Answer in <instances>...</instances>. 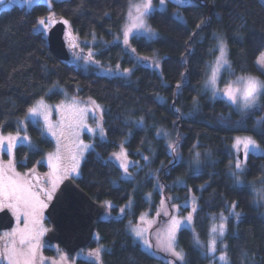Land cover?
I'll return each mask as SVG.
<instances>
[{"label":"trees","instance_id":"1","mask_svg":"<svg viewBox=\"0 0 264 264\" xmlns=\"http://www.w3.org/2000/svg\"><path fill=\"white\" fill-rule=\"evenodd\" d=\"M128 1L53 0L50 7L37 3L30 9L12 5L0 11V130L16 133L19 121L40 99L60 102V92H49L53 86L102 107L104 137L96 138L74 179L93 199L111 203L110 216L102 217L95 230L106 247L102 264H166L144 251L127 230L148 208L145 194L156 182L167 199L174 194L185 198L193 191L197 197L193 224L203 242L208 238L209 216L226 212L236 202L240 216L227 220L223 236L228 264H264V216L251 190L237 185L228 173L236 135H250L264 149V123L256 129L264 114V97L256 108L239 115L224 100L211 99L201 90L207 64L216 56L214 33L224 36L231 64L232 74H223L222 88L235 75L264 78L255 63L264 51V4L260 0H198V4L167 0L163 10L153 11L148 18L157 37L134 35L129 39L135 55L157 58L158 74L151 66L138 63L120 42L112 43L125 25ZM52 13L67 20L79 40H96L91 47L96 62L130 69V77L101 75L93 66L84 69L70 59L55 58L46 47V36L34 27L39 18ZM161 129L171 133L170 141L178 145L176 153L158 135ZM27 131L33 147H15V169L25 173L35 168L45 173L42 160L54 145L38 126L28 123ZM122 147L138 167L132 170L133 179H123L112 159ZM205 150L214 161L198 171L189 169L187 160L193 152ZM244 177H264V153L247 156ZM178 179L185 186L178 185ZM130 198L131 209L121 212ZM156 198H160L158 193ZM177 248L184 253V264L208 262L186 228L178 232Z\"/></svg>","mask_w":264,"mask_h":264},{"label":"rangeland","instance_id":"2","mask_svg":"<svg viewBox=\"0 0 264 264\" xmlns=\"http://www.w3.org/2000/svg\"><path fill=\"white\" fill-rule=\"evenodd\" d=\"M53 0H49L48 3H45V0H34L32 3L31 7L34 4L37 3H44L47 6H51ZM175 1V0H173ZM186 2L189 4H198V0H181V2ZM133 2H139V0H133ZM167 2V0H166ZM129 4V1H128ZM153 4V9L155 10H163L166 7L165 6L161 7L159 5V0H152ZM12 5H18L21 7H24L26 9H30L28 4H25L23 0H14V2L9 3V0H3V3H0V11L9 9ZM127 14H128V5H127V12H126V20H125V25L127 23ZM151 15V14H150ZM149 15V16H150ZM50 16V15H49ZM48 16V17H49ZM53 19L55 20V23L59 21L57 19L55 14H51ZM148 16V18H149ZM46 17L45 19H47ZM147 18V23L149 24ZM54 23V24H55ZM50 25L48 30L54 25ZM124 25V27H125ZM150 25V24H149ZM65 32H64V40L66 43V47L71 55L70 58V63L73 64L75 67H82L84 69H87L89 66H93L95 68V72L101 75H107V76H125V77H130L132 70L125 72L124 70H121L119 67H105L100 65L98 62H96L92 56V61H86V57L89 55V53H93L92 46L93 44L96 43L95 39H91L89 41H81L79 40L75 34L72 33V31L69 28V25H65ZM124 27L121 31V34L116 36L113 40V42H120L122 46L131 53V55L137 59V62L140 64H146L151 66L158 74H160V68L155 66V63L158 62L157 58L151 57V58H142L137 55H135L133 49L129 46V39L134 36V35H141L145 36L140 33H136L133 31L128 37V44L126 45L124 43V37H123V30ZM153 29V28H152ZM154 30V29H153ZM155 31V30H154ZM48 32V31H47ZM156 32V31H155ZM70 33V35L68 34ZM214 39L215 43L217 44L216 36H219L223 39L225 45L226 41L224 36L221 33H214ZM46 36L47 33H44ZM158 33L156 32V35L153 38H156ZM146 37V36H145ZM151 38V39H153ZM73 44L76 46L73 47ZM85 45H89L88 47H85ZM227 49V46H226ZM264 53V51L262 52ZM94 54V53H93ZM219 55L218 48H216V56ZM216 56L207 64L206 72L204 75V80L202 82L201 90L202 92H207L209 97L211 99H216L220 98L224 100L227 104L230 105L232 110L239 114L242 115L246 111H241L237 107L231 105L226 101V99L222 96V94H217V96L214 98L213 93L210 88L205 87V82L208 78V75L210 74V67L209 65L215 60ZM227 59L228 58V53H227ZM230 62V61H229ZM258 68V66H257ZM258 70L261 72V70L258 68ZM227 73V72H224ZM223 73V74H224ZM253 77H256L260 80H264V78L258 74H247ZM242 76V75H235L233 78L230 80H235L236 77ZM222 79V78H221ZM221 79L218 81V87L223 89L220 86ZM52 91H58L62 95V99L58 103L54 102H46L44 99L43 100L44 105L46 106V114H47V119L48 123L51 125V131H49L48 127L45 124L44 116H33L29 112L27 115L19 121V127L18 131L14 134H5L0 130V137L5 138L3 144H0V167H2L9 175L12 174L11 170H14V173L19 174L20 178L25 179L30 181L34 188V191L39 192V189L43 188L48 191L52 192V197L59 185L67 178H72L75 179L79 176V168L81 165V162L83 161L86 153L93 149L94 142L96 138L102 139L103 137L100 136V129L97 128V124H100L102 126V120H101V112H102V107L98 105L94 100L92 99H80L74 96L69 95L66 93V91L61 88V87H53L51 88ZM49 92H51L49 90ZM38 100V101H40ZM36 101L34 105L38 102ZM33 105V106H34ZM32 106V107H33ZM98 106V109L97 107ZM264 116V114H263ZM32 123L36 126L39 127L40 131L42 132L43 135L46 136V138L50 139L54 145L53 149L49 152H47L42 160V163L46 166L47 171L45 173L39 172L37 169H32L28 172L21 173L18 172L15 169V163H14V152L15 148L13 149V153L11 156L8 155L7 153V137H17V145L19 144H24L29 147H33V142L30 139L31 137L28 134L27 131V124ZM260 128V124H256V129ZM89 129H92V131H89ZM55 132L56 134L53 135L52 133ZM166 133V135H165ZM164 136V139L166 141V144L168 145L169 143H172L171 140V133L168 132L167 130L161 129L159 135ZM160 135V136H161ZM27 137V140H24L23 138ZM245 137H251L254 139L252 136L247 135V134H241V135H236L233 139V143L230 146V155L232 156V160L230 161L229 168H228V173L230 176L233 178L234 182L236 183V178L233 176V172L236 171L235 169V164L237 160L239 159V154L241 152L242 154V159L240 160L242 162V167L243 171L239 175V180L241 181L240 186H247L252 194H253V199H254V204L258 209H260L262 215L264 216V177H261L257 180H246L244 177V164L247 159L244 155V150H243V145H240L239 151L237 149L233 148L234 141L236 138H245ZM255 140V139H254ZM256 141V140H255ZM257 143V142H256ZM258 144V143H257ZM81 145H89L87 149L83 151V154H80V148ZM259 145V144H258ZM121 150H119L117 153L118 154ZM125 151V150H124ZM171 151V150H170ZM126 153V151H125ZM199 153V162L197 163L196 161V154ZM264 153V149L259 145V148L254 151L250 152L249 154H254V155H261ZM56 154H59L60 160L56 161L53 160L52 163H59V180L56 183L55 190L52 191V183L54 180H56V176H51L49 173H51L53 170L50 167L49 164V155L55 156ZM248 154V155H249ZM76 155L78 156L79 159V166L76 168V171L73 172L71 171L72 166H73V160L72 157ZM247 155V156H248ZM180 158V157H178ZM112 159L119 165V161L116 160L115 155L113 154ZM129 160V159H128ZM9 161H11V170H9L8 165ZM213 157L212 154L209 150H205L203 152L201 151H195L193 152L192 156H190L187 160L188 165L190 166L189 169L193 171H198L200 170L203 165L205 164H211L213 162ZM129 173H132V170H137L138 167L135 166L136 164L132 161L129 160ZM123 172V169H121ZM123 179H133V175L131 174L130 178L125 176L124 173L122 175ZM135 179V176H134ZM177 184L181 186H185V181L183 179H178ZM160 195V198L157 200L156 194ZM41 198L43 199L44 203L48 206V203L50 202L49 199H47V196L40 192L39 193ZM145 199L148 203V208L143 211L138 219L136 224L128 225V233L132 236L133 240L135 243H137L144 251H146L148 254L151 256L162 260L167 264L168 261H171V264H184V259L182 261L176 260L175 257L171 256L169 253L162 251L161 248L158 245V238L163 239L164 236L166 235L167 228L169 227V224L171 222V219L175 217L177 220L181 221V226L176 230V242H175V248L176 251H181L177 248V238H178V232L181 229H188L192 233V238L194 242V246L199 249L201 252L202 256L208 258L207 264H224V262L220 261L218 257L221 255L222 252L226 253L225 251V243L223 241V237L219 238L217 240V251L214 254H208L207 253V244L210 239V230L213 224L218 225L221 220L220 217L223 215L224 217H227V220L230 218L237 219L235 215H230V210L232 207H230L226 212L220 213L217 215H210L209 216V224H208V238L206 242H203L200 239L198 231L195 229L194 224H193V217H194V212L193 208H197V197L193 193V191H190L187 193V196L184 198L183 196H180L178 194H174L170 196L168 199L163 195L162 193V188L161 186L156 182L154 184V188L151 191H148L145 194ZM163 201V202H162ZM133 199L130 198V200L122 207H120V211L123 209L130 210L132 207ZM107 205H110L111 203H106ZM107 207V206H106ZM110 207H107V210L103 217H108L110 216L108 209ZM47 207L43 208L40 210V214L38 216V224L36 225L37 229H43V234L39 236L38 239V245L36 248V257L34 264H77V261H82L88 264H97V260L94 256L90 255L93 250L99 248L101 255L99 259V264H102L101 261V256L102 253L106 250V247H104L100 242L97 237V235L94 234L93 241L95 244L92 247H88L86 249L80 250L76 253L75 256L69 257L65 253L62 252L60 247L58 245H51L48 246L43 243V236L48 228V224L46 223L45 219V209ZM7 209L10 214L14 218V226L9 229L0 232V264H7V261L3 259V253H4V248L6 245L12 244L13 241H15V245L18 251H27V245L21 246L19 244V235L17 234L15 237L9 236L7 234L12 233L14 229H23L25 227L24 224V217L21 214L20 219L17 220L16 215L13 214L12 210L7 208V207H0V211ZM121 211V212H123ZM236 212V211H235ZM191 213L192 215V222L188 223L186 221V217ZM225 221V232H226V222ZM133 228H138L143 231V238L145 240H148V242L152 245L151 249H147L143 241L140 238H137L134 236L133 232L131 231ZM195 238H198L200 241V244L196 243ZM33 243H37L36 241H33ZM45 250L52 252L51 255H47L45 253ZM183 253V252H182ZM184 255V253H183ZM71 258V259H69ZM227 264H228V259H227Z\"/></svg>","mask_w":264,"mask_h":264},{"label":"snow or ice","instance_id":"3","mask_svg":"<svg viewBox=\"0 0 264 264\" xmlns=\"http://www.w3.org/2000/svg\"><path fill=\"white\" fill-rule=\"evenodd\" d=\"M14 2V0H9V3ZM25 4H28L31 7L34 0H23ZM49 0H45V3H48ZM262 4H264V0H260ZM0 3H3V0H0ZM166 0H159V5L161 7L165 6ZM175 3L180 4L181 0H175ZM154 11L152 0H139V2H133V0H129L128 4V14H127V23L123 30L124 43L128 44V37L133 31L136 33H140L145 35L147 38L151 39L156 35V32L152 29V27L147 23L148 16ZM179 18V17H177ZM55 20L50 15L47 19L39 18L34 26L37 31H41L42 34L47 33L50 25L54 24ZM63 24L68 25L67 20L62 21ZM203 23V22H202ZM200 25H197L199 28ZM70 35V33H68ZM215 35V34H214ZM217 44L216 48H218L219 55L216 56L215 60L209 65L210 74L205 82V87L210 88L213 97L215 98L217 94H222V96L226 99L228 103L237 107L242 112L246 110H250L256 108L259 104V101L262 97H264V80H260L256 77L250 75H242L235 78V80H228L225 82L223 89L218 87V81L222 78L223 73L227 72L229 75L231 72V64L227 59V49L223 39L219 36H216ZM76 45L73 44V47ZM211 51V50H210ZM93 53H89V55L85 58L86 61H92ZM256 66L261 70V75H264V53H261L259 57L256 59ZM156 67H159V63H155ZM125 72L130 71V69H125ZM183 75V74H182ZM55 87V86H53ZM177 88L181 87V84L178 83ZM50 91H52L50 89ZM98 109V106H96ZM179 111V109H177ZM28 112L33 116H44L45 124L48 127L49 131H51V125L48 123L47 114H46V106L44 105L43 100H40L28 109ZM142 123V122H138ZM264 123V116H262L257 124ZM97 128L100 129V136H104V130L100 124H97ZM92 131V129H89ZM53 135L56 133L53 132ZM159 135V133H158ZM166 135V133H165ZM3 137H0V144L4 142ZM17 137H7V153L9 156L12 155L13 149L17 144ZM27 140V137L23 138ZM240 145H243L244 155H247L250 152H254L259 148V145L256 143L254 139L251 137L245 138H236L233 144V148L239 151ZM90 147L89 145H81L80 154H83V151ZM178 145L176 143H169L168 149L171 150V153L177 152ZM116 160H118L119 168L123 169V173L125 176L129 177L131 174L129 173V160L127 154L125 153L123 147L118 154H114ZM49 164L52 168V172L49 173L51 176H56V180L52 183V191L55 190L56 183L59 180V176L57 175L59 172V163H52L53 160L59 161V154L55 156L49 155ZM147 161L149 158L144 157ZM73 166L71 171L75 172L76 168L79 166L78 156L74 155L72 157ZM196 161L199 162V153L196 154ZM9 170H11V161H9L8 165ZM236 171L233 172V176L236 178V183L240 184L239 175L243 171L242 163L240 160H237L235 164ZM12 174L9 175L2 167H0V207H7L12 210L13 214L16 215L17 220L20 219L21 214L24 217L25 227L23 229H14L12 233L7 235L15 237L17 234L19 235V244L21 246L27 245V251H18L15 245V241L12 244L6 245L4 248L3 259L7 261V264H34L36 257V248L38 245L39 236L43 234V229H37L36 225L38 224V216L40 214V210L47 207L44 203L43 199L40 196V192L44 193L47 196V199H52V192L46 189H39V192L34 191L33 184L25 179L20 178L19 174L14 173V170H11ZM163 202V201H162ZM110 207V205H107ZM238 204L233 202L232 208L230 210V215H235L239 218L240 213L235 212ZM123 211V209L121 210ZM195 211V208H193ZM188 223L192 222L191 213L185 218ZM221 222L216 225L213 224L210 230V239L207 244V253L214 254L217 251V240L224 236L225 234V221L227 217L221 215ZM181 226V221L177 220L175 217L171 219L169 227L167 228L166 235L161 240L158 238V245L162 251L169 253L171 256L175 257L176 260L182 261L184 259V255L182 251H176L175 242H176V230ZM135 237L140 238L143 241L144 246L147 249H151L152 245L143 238V231L138 228H133L131 230ZM196 243L200 244L198 238H195ZM36 241L37 243H33ZM90 255L94 256L97 260V264H99L100 259V249L97 248L90 253ZM218 259L224 264H227V255L222 252ZM167 264H171V261H168Z\"/></svg>","mask_w":264,"mask_h":264},{"label":"water","instance_id":"4","mask_svg":"<svg viewBox=\"0 0 264 264\" xmlns=\"http://www.w3.org/2000/svg\"><path fill=\"white\" fill-rule=\"evenodd\" d=\"M65 28V24L59 20L48 30L46 36L48 51L63 62L70 59L64 40ZM239 159H242L241 152ZM106 210L105 202L93 199L74 179H65L45 209L48 228L43 236V243L48 246L58 245L67 256H75L78 251L91 245L96 225ZM14 223V218L7 209L0 211V231L11 229Z\"/></svg>","mask_w":264,"mask_h":264},{"label":"flooded vegetation","instance_id":"5","mask_svg":"<svg viewBox=\"0 0 264 264\" xmlns=\"http://www.w3.org/2000/svg\"><path fill=\"white\" fill-rule=\"evenodd\" d=\"M14 226V225H13ZM0 232H2V231H0Z\"/></svg>","mask_w":264,"mask_h":264}]
</instances>
